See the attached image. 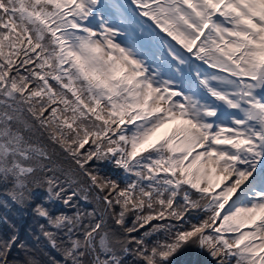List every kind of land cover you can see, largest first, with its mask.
Returning <instances> with one entry per match:
<instances>
[{
  "label": "snow or ice",
  "instance_id": "obj_1",
  "mask_svg": "<svg viewBox=\"0 0 264 264\" xmlns=\"http://www.w3.org/2000/svg\"><path fill=\"white\" fill-rule=\"evenodd\" d=\"M0 208V264H264V0H0Z\"/></svg>",
  "mask_w": 264,
  "mask_h": 264
},
{
  "label": "trees",
  "instance_id": "obj_2",
  "mask_svg": "<svg viewBox=\"0 0 264 264\" xmlns=\"http://www.w3.org/2000/svg\"><path fill=\"white\" fill-rule=\"evenodd\" d=\"M0 211H3V209H2V208H0Z\"/></svg>",
  "mask_w": 264,
  "mask_h": 264
},
{
  "label": "rangeland",
  "instance_id": "obj_3",
  "mask_svg": "<svg viewBox=\"0 0 264 264\" xmlns=\"http://www.w3.org/2000/svg\"><path fill=\"white\" fill-rule=\"evenodd\" d=\"M171 127V126H170Z\"/></svg>",
  "mask_w": 264,
  "mask_h": 264
}]
</instances>
